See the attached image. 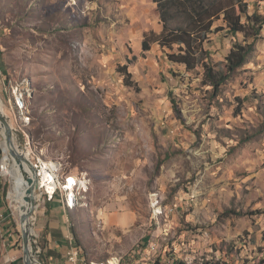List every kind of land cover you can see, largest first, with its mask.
<instances>
[{"label":"rangeland","instance_id":"1","mask_svg":"<svg viewBox=\"0 0 264 264\" xmlns=\"http://www.w3.org/2000/svg\"><path fill=\"white\" fill-rule=\"evenodd\" d=\"M247 1L264 16V0ZM160 29L153 0H0L5 111L16 126L23 92L35 153L84 178L72 231L86 260L126 261L164 231L206 247L208 232L231 262L249 263L264 246V26L255 52L218 93L202 68L169 62L157 44L144 53L146 33ZM213 39L224 68L244 35ZM14 138L22 150L21 133ZM5 153L0 127V162ZM12 190V177H0V238L12 234L25 264ZM33 246L34 262L46 264Z\"/></svg>","mask_w":264,"mask_h":264},{"label":"trees","instance_id":"2","mask_svg":"<svg viewBox=\"0 0 264 264\" xmlns=\"http://www.w3.org/2000/svg\"><path fill=\"white\" fill-rule=\"evenodd\" d=\"M160 18L161 29L151 30L143 39V51L154 44L166 59L184 65L187 71L203 69V81L218 93L255 52L264 26V16L257 10L250 12L247 0H153ZM227 33L244 35L235 41L226 57L224 68H218L210 49L214 35ZM126 75L127 85H133L128 65L119 66ZM73 235H76L73 229ZM148 240L140 241L145 246ZM42 246V243L40 242ZM43 248V246H42Z\"/></svg>","mask_w":264,"mask_h":264},{"label":"bare ground","instance_id":"3","mask_svg":"<svg viewBox=\"0 0 264 264\" xmlns=\"http://www.w3.org/2000/svg\"><path fill=\"white\" fill-rule=\"evenodd\" d=\"M14 101H15V108L20 114V118L18 117L20 120L17 119V123L15 124L18 128V132H20L21 136L23 137V143L27 152L31 153V156L37 161V164L41 166V168L45 173L48 174V180H52L54 187L62 193V201L64 202L65 206L68 209H75L79 204V199L82 197L83 191H85L86 189V182L84 178L78 175V179L74 180V185L72 188H70V184L66 183L64 179L61 178V168L55 162L46 160L40 157L39 155H37V153H35L34 145L32 141L33 139L30 138L31 136H29L28 134L29 132L27 133L24 129V127H27L31 121V117L29 115H26L27 105H26L25 94L23 92H21L20 95L16 93ZM0 112L7 115L5 111L4 100L1 95H0ZM2 132L4 135L6 134L5 129L3 127H2ZM6 145L8 150V153H6V155L8 158H11L10 157L11 147L7 144V142ZM14 147L18 148L17 144L14 143ZM30 173L31 170L29 169L26 163L18 165L16 163H13V161L11 160L9 167V174L13 179V190L11 193V199L14 201V203L16 202L14 205L20 221H21V216L24 213L22 206L23 204H27L26 201L24 200V196L26 194V189L29 187L26 177H28ZM158 212L161 211L158 210ZM21 228H22V224H21ZM163 233L164 236L162 238H152L146 246H141V247L139 246L138 249L136 248V257H142V263H151V260L156 259L161 254L162 249L167 244L170 243H171V255H179L180 264H228V261L231 262L230 256L227 253V249H226L227 247L224 248H222V246L219 247L220 245L218 246L215 242H212L214 243V245L208 243L209 242L208 232L202 233V239L207 241V247L205 246L204 248H198L194 244V241L196 240H188V239L185 240V238H183V239H177V241H171L174 238L165 235V232L162 231L161 234L163 235ZM72 238L74 239V237ZM152 244L153 247H151ZM178 244H182V246L178 248ZM208 246H210V248H208ZM76 247L79 249V251H81V258L84 264L125 263L123 257L121 258L116 257L114 259L101 261V262H96L94 260L88 261L84 258L81 247H79V245L78 246L76 245ZM234 249L236 252L238 248L234 247ZM222 254L224 256H221ZM232 254L234 255V253ZM246 257L248 258L249 256L247 255ZM262 257H264V246L262 247V251L257 256V258H253V260L249 263H254L257 261V259H262ZM34 264H42V263L36 260ZM260 264H264V263H260Z\"/></svg>","mask_w":264,"mask_h":264},{"label":"crops","instance_id":"4","mask_svg":"<svg viewBox=\"0 0 264 264\" xmlns=\"http://www.w3.org/2000/svg\"><path fill=\"white\" fill-rule=\"evenodd\" d=\"M41 209V211L39 209L40 213H37L35 228L38 231L39 246L41 247L42 255H44L43 260L46 264H70L67 254L74 236L72 232V217L75 209H68L59 197L52 202H48ZM5 233L2 230L0 264H20L18 262L19 256L12 247V234H8L7 239ZM9 235L11 236L9 237ZM2 243L4 247H2ZM97 262L99 261L97 260Z\"/></svg>","mask_w":264,"mask_h":264},{"label":"built area","instance_id":"5","mask_svg":"<svg viewBox=\"0 0 264 264\" xmlns=\"http://www.w3.org/2000/svg\"><path fill=\"white\" fill-rule=\"evenodd\" d=\"M11 121L13 124L14 131L18 132V128L17 126L14 125V121L13 120ZM22 143H23V137H22ZM21 151L32 160L37 170L38 177H39V192L37 194V211L34 217V222H35V227H36L38 210L40 208L45 207L48 202L54 201L57 197H59L62 200V193L54 187L52 180H48V174L45 173L43 169L41 168V166L37 164V161L31 156V153L27 152L24 146V143H23V149ZM6 157L7 155L5 153L3 159L0 162V177L10 176L9 167L11 163V158H8V157L6 158ZM61 178L64 179L66 183H69L70 188H72L74 185V180L78 179V175L72 174V173L67 174L62 167ZM177 207H171V209L168 210V214L175 213L177 211ZM0 218H2L3 220L7 219L6 213L4 211L0 213ZM171 241H177V239H172ZM34 243L37 246V251L41 252V247L39 246V235L36 232H35L34 239H33V244ZM194 244L198 248L205 247L203 246V243H201V240L194 241ZM211 245H214V243H211ZM180 246H182V244H178V248H180ZM151 247H153V244ZM67 256H68V260L70 264H84L81 258V251H79V249L76 247L73 240H72V245L68 251ZM221 256H224V255L222 254ZM260 263H264V257H262V259H257V261L254 263H248V264H260ZM122 264H180V258H179V255H171V243H170V244H167L162 249L161 254L156 259L151 260V263H142V257H136V249H135L134 252H132L130 256L126 259L125 263H122ZM228 264H235V263L228 261Z\"/></svg>","mask_w":264,"mask_h":264},{"label":"water","instance_id":"6","mask_svg":"<svg viewBox=\"0 0 264 264\" xmlns=\"http://www.w3.org/2000/svg\"><path fill=\"white\" fill-rule=\"evenodd\" d=\"M0 127L5 129V141L11 147L10 157L13 163L21 165L26 163L31 173L26 177L29 187L26 189L24 200L27 204H23L24 213L21 216L22 236L24 242V261L25 264H34L33 259V239L35 235L34 217L37 211V194L39 192V177L32 160L24 154L19 148L14 147L15 131L11 119L0 112ZM5 151V149H4ZM34 226V227H33Z\"/></svg>","mask_w":264,"mask_h":264}]
</instances>
